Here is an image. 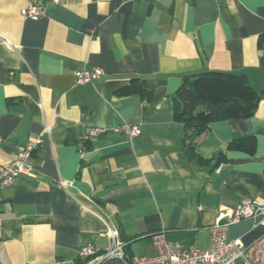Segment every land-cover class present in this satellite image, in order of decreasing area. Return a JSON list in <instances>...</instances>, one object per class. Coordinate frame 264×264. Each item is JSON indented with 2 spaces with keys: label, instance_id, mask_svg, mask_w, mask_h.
Wrapping results in <instances>:
<instances>
[{
  "label": "crops",
  "instance_id": "0c3cea01",
  "mask_svg": "<svg viewBox=\"0 0 264 264\" xmlns=\"http://www.w3.org/2000/svg\"><path fill=\"white\" fill-rule=\"evenodd\" d=\"M26 4L0 0V171L32 152L30 174L0 187V264H75L112 231L130 256L154 255L158 232L207 250L219 212L264 205V0H61L44 2L38 20L21 16ZM93 67L103 75L78 84ZM208 71L245 74L259 102L195 139L209 161L199 167L183 151L174 98L184 77ZM132 80L151 97L116 95ZM124 122L141 133L115 132ZM249 135L252 155L226 149ZM220 153L227 161L214 167ZM260 238L264 216L227 230L244 246Z\"/></svg>",
  "mask_w": 264,
  "mask_h": 264
},
{
  "label": "built area",
  "instance_id": "2783aa9c",
  "mask_svg": "<svg viewBox=\"0 0 264 264\" xmlns=\"http://www.w3.org/2000/svg\"><path fill=\"white\" fill-rule=\"evenodd\" d=\"M59 5L61 0H27L20 10L24 18L38 20L44 16L43 3ZM103 75L100 67L83 68L75 73L78 84H88ZM115 132L122 133L128 138H135L141 133L138 125L122 123ZM97 130H92L91 136H96ZM32 169L31 150H22L3 166L0 171V187L11 186L15 179L23 174L29 175ZM66 184V183H65ZM264 216V205L250 199H242L233 209L219 212L214 224L209 228L211 246L207 250L196 247H184L168 241L164 232L151 236L155 248L152 256H130L126 254L125 244L118 233L112 231L109 235V246L99 249L93 244L82 246L77 254L81 264H104L117 260L121 264H264V238H260L250 246L242 245L238 240H228L227 230L230 226L245 219L258 220ZM48 264H62L52 262Z\"/></svg>",
  "mask_w": 264,
  "mask_h": 264
},
{
  "label": "trees",
  "instance_id": "16d2710c",
  "mask_svg": "<svg viewBox=\"0 0 264 264\" xmlns=\"http://www.w3.org/2000/svg\"><path fill=\"white\" fill-rule=\"evenodd\" d=\"M116 95L122 97L139 95L147 99L151 97L152 91H146L140 81L132 80L130 84L118 89ZM258 102L259 97L245 74L208 71L184 77L176 91L173 109L174 121L181 123L184 128V153L199 167L208 164V160L202 159L195 152V139L212 123L252 117ZM255 146V138L249 135L232 139L226 149L252 155ZM225 161H227L225 155L220 153L214 167ZM110 262L120 263L117 260H110L104 264Z\"/></svg>",
  "mask_w": 264,
  "mask_h": 264
}]
</instances>
